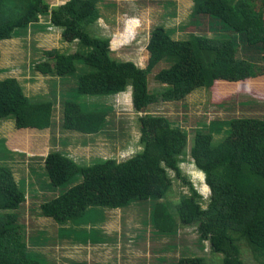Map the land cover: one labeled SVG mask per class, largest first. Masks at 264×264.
Masks as SVG:
<instances>
[{
    "label": "trees",
    "instance_id": "16d2710c",
    "mask_svg": "<svg viewBox=\"0 0 264 264\" xmlns=\"http://www.w3.org/2000/svg\"><path fill=\"white\" fill-rule=\"evenodd\" d=\"M100 1L69 0L52 7L46 0H0V42L38 26L61 30L63 40L76 46L73 52L45 48L34 70L65 77L74 75L80 64L89 69L64 97L66 130L102 132L107 111L87 99L116 95L129 87L135 110L143 113L139 116L143 148L126 160L82 164L61 150L51 151L44 166L51 185L61 191L40 204L41 215L65 224L99 207L119 209L154 201L151 219L157 231L173 233L178 223L197 226L200 239L224 256L223 264H246L239 244L245 240L264 264V118L231 119L217 144L210 134L194 135L189 156L211 189L205 206L180 167L188 145L186 132L167 116L148 111L160 100L178 101L197 88L211 89L215 82L264 93V1L191 0V22L201 26L200 19H206L214 38L210 42L207 35L193 33L174 38L172 30L156 26L150 32L146 67L112 56V37L96 31ZM44 17L48 24L43 27ZM136 24H130L125 37ZM1 59L0 45V73ZM161 64L155 74L161 86L153 90L150 74ZM54 105L52 100L30 97L14 76L0 79V120L12 119L19 129L52 128ZM171 170L191 191L176 206L165 202L174 185ZM26 201L13 168L0 164V264H46L30 254L24 241L21 218ZM174 264L208 263L203 257H183Z\"/></svg>",
    "mask_w": 264,
    "mask_h": 264
},
{
    "label": "rangeland",
    "instance_id": "374dc122",
    "mask_svg": "<svg viewBox=\"0 0 264 264\" xmlns=\"http://www.w3.org/2000/svg\"><path fill=\"white\" fill-rule=\"evenodd\" d=\"M46 1L57 3V0ZM98 8L102 19L96 24V31L112 37V56L133 60L141 67H146L148 63L147 44L150 32L156 26L163 25L172 30L174 38H184L189 33L205 34L211 42L215 34L208 28L206 19H200L201 26L193 25L191 0H101ZM144 10L151 13L142 23L144 28L131 33V40L122 43L121 47L115 45L114 39L130 26L136 13H147ZM107 13L113 16L106 20ZM19 35L0 42V79L14 76L33 99L55 103L52 129H18L15 121L0 120V164H9L13 168L18 183L27 194L21 221L25 226L24 241L30 254L43 259L46 264H174L183 257H203L208 264H223L224 256L214 253L210 243L200 239L197 226L183 227L178 223L173 233L157 231L151 219L154 201L121 209L99 207L98 211H89L65 224H58L54 219L41 215L40 204L61 191L50 183L44 166L45 154L49 150L61 149L82 164H92L105 158L126 160L143 148L139 124V116L143 113L135 110L129 87L116 95L87 99L107 111L108 121L102 132L87 134L66 130L62 124L64 97L75 89L79 75L89 69L80 64L74 75H44L34 70L33 66L44 56L45 48L73 52L76 46L65 43L59 29L55 32L44 30L42 33V30L30 28L20 30ZM163 66H157L150 74L153 90L161 86L155 74ZM243 89L244 85L215 82L209 90L197 88L183 99L160 100L148 109L149 112L167 116L186 132L188 145L180 167L183 175L203 196L205 206L211 193L205 190L206 182L191 160L189 149L197 132L210 134L213 144H217L224 139L227 123L231 119L240 116L264 118V93ZM36 134L46 136L42 140L46 142L43 151L33 147L34 143L31 146L24 144V153L16 152L9 160L5 159L3 142L18 146L24 138L34 139ZM50 136L53 137L51 140ZM26 152L31 154L30 157ZM171 176L174 185L165 202L176 206L191 191L190 186L178 179L173 170ZM239 244L246 264H261V259L247 241L241 240Z\"/></svg>",
    "mask_w": 264,
    "mask_h": 264
},
{
    "label": "crops",
    "instance_id": "0c3cea01",
    "mask_svg": "<svg viewBox=\"0 0 264 264\" xmlns=\"http://www.w3.org/2000/svg\"><path fill=\"white\" fill-rule=\"evenodd\" d=\"M67 1H69V0H57V3H56V5L55 4H50L52 7H54V6H58V5H62V4H64V3H66ZM153 1V0H152ZM148 10H151V9H148ZM148 10H144L145 12H147V13H136V15H135V19L133 20V21H131V23L130 24H132L133 22H137V24L136 25H134V29H133V33H134V31H138V30H142L144 27H142V23L144 24L145 23V21H146V18H147V16L149 15H151V13H148ZM173 14V13H172ZM109 16H113L112 15V13H107L106 14V16H105V18H106V20L108 19V17ZM100 18L102 19V17L100 16ZM48 21V18H43L42 19V23L41 24H43V27L45 26V25H47V22ZM32 28H36V29H38V30H41V28H39L38 26H33ZM128 29H129V27L125 30V31H123V33H121V35L120 36H118V37H116L114 40H115V45H117V46H119V47H121L120 45L123 43V44H125L126 42H128V41H130L131 40V38H132V36H131V33H130V36H129V38L128 37H125L126 36V33L128 32V34H129V31H128ZM44 30H52V31H56V30H58L57 28H44ZM44 30L42 29V33L44 32ZM19 37V36H18ZM61 37H62V34H61ZM65 43H66V41H65ZM148 45V44H147ZM119 47H117V48H119ZM59 49V48H58ZM9 120H12V119H9ZM14 121V120H13ZM15 123V122H14ZM15 126H16V124H15ZM53 128V127H52ZM52 128H48V129H52ZM19 129V128H18ZM37 129V128H36ZM40 130H44V129H40ZM46 136H40L39 137V134H36V137L33 139V138H31V137H27L28 139H23V141L21 142V144H19L18 146H11L10 145V143L8 144L7 142H3L4 143V145H5V147H6V150H8V152H10V153H6V151H5V149L4 150H2V153H3V155L5 156V159L6 160H9V157H11V156H13V155H15L16 154V152L17 153H24L23 151H25V150H23L24 148L23 147H25V145H30V144H33L34 143V145H33V147H37V148H40L41 149V151H43V148H44V144L46 143V142H43L42 140H44V138H45ZM53 137H51L50 136V140L52 139ZM25 144V145H24ZM31 146V145H30ZM16 147V148H15ZM53 150H61V149H53ZM53 150H49L46 154H45V157L46 156H48V154L51 152V151H53ZM62 151V150H61ZM64 152V151H63ZM66 153V152H65ZM26 154L30 157V155L31 154H29V153H27L26 152ZM68 154V153H67ZM70 155V154H69ZM71 156V155H70ZM45 157H44V161H45ZM11 160V159H10ZM47 200V199H46ZM46 200H44V201H46ZM43 201V202H44ZM106 209H109V208H106ZM119 209H121V208H119ZM100 211V210H99ZM102 213V212H101ZM100 213V214H101Z\"/></svg>",
    "mask_w": 264,
    "mask_h": 264
},
{
    "label": "water",
    "instance_id": "95a60500",
    "mask_svg": "<svg viewBox=\"0 0 264 264\" xmlns=\"http://www.w3.org/2000/svg\"><path fill=\"white\" fill-rule=\"evenodd\" d=\"M201 173H202V175H203V177H204V181H205V179H206V176H205V174L201 171ZM206 182V181H205ZM208 186V185H207ZM208 189H209V191H210V193H211V189H210V187L208 186Z\"/></svg>",
    "mask_w": 264,
    "mask_h": 264
},
{
    "label": "clouds",
    "instance_id": "9594fccd",
    "mask_svg": "<svg viewBox=\"0 0 264 264\" xmlns=\"http://www.w3.org/2000/svg\"><path fill=\"white\" fill-rule=\"evenodd\" d=\"M65 4V3H64ZM59 6V5H58ZM43 19V18H42ZM48 22V21H47ZM48 24V23H47ZM205 181H206V179H205ZM207 184V183H206Z\"/></svg>",
    "mask_w": 264,
    "mask_h": 264
}]
</instances>
